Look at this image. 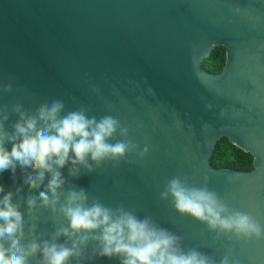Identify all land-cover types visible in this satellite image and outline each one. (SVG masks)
<instances>
[{
    "label": "water",
    "instance_id": "1",
    "mask_svg": "<svg viewBox=\"0 0 264 264\" xmlns=\"http://www.w3.org/2000/svg\"><path fill=\"white\" fill-rule=\"evenodd\" d=\"M0 264H264V0H0Z\"/></svg>",
    "mask_w": 264,
    "mask_h": 264
},
{
    "label": "trees",
    "instance_id": "2",
    "mask_svg": "<svg viewBox=\"0 0 264 264\" xmlns=\"http://www.w3.org/2000/svg\"><path fill=\"white\" fill-rule=\"evenodd\" d=\"M226 62V50L224 47H215L209 58L205 59L202 68L212 74L222 71ZM253 156L236 145L231 144L226 137H222L215 145L210 163L215 167H229L239 170H253Z\"/></svg>",
    "mask_w": 264,
    "mask_h": 264
}]
</instances>
